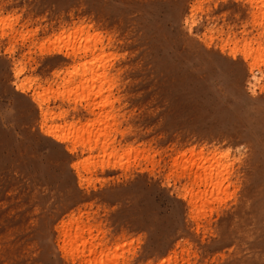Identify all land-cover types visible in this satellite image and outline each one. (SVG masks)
Here are the masks:
<instances>
[{
    "label": "rangeland",
    "instance_id": "374dc122",
    "mask_svg": "<svg viewBox=\"0 0 264 264\" xmlns=\"http://www.w3.org/2000/svg\"><path fill=\"white\" fill-rule=\"evenodd\" d=\"M262 6L0 0V264H86V250L62 248L72 219L108 248L105 264H264V63L255 81L242 54L244 41L264 42ZM73 31L72 49L88 33L89 52L64 45ZM100 52L109 85L73 98L68 71ZM92 120L107 138L72 145ZM209 151L227 154L222 189L191 202L184 189L204 186L182 161Z\"/></svg>",
    "mask_w": 264,
    "mask_h": 264
},
{
    "label": "bare ground",
    "instance_id": "6f19581e",
    "mask_svg": "<svg viewBox=\"0 0 264 264\" xmlns=\"http://www.w3.org/2000/svg\"><path fill=\"white\" fill-rule=\"evenodd\" d=\"M260 1V3L263 5L262 6V9H260L259 10V14H258V20H259V23H262V25H263V27H264V0H259ZM255 12V11H254ZM1 17V16H0ZM7 18V17H6ZM8 19V18H7ZM4 22V25H6L5 24V21H3ZM2 23V22H1ZM8 23V22H7ZM5 28V27H4ZM78 28V27H77ZM81 28V27H80ZM1 29H3V28H1ZM4 30H6V29H4ZM9 30V29H8ZM15 30V29H14ZM262 30H264V28H262ZM3 31V30H2ZM74 31L76 32L77 30H75L74 29ZM74 31H73V36L71 37V35H68V37H69V41H67V44L64 42V40H63V42H64V45L65 46H69L70 48H71V51L73 52V55L75 56V53L78 51V50H80V51H83L84 53L86 52V50H88V52H89V46H90V42H89V44H88V42H86L87 40H89L90 38H91V36L89 37L87 34H85L86 36H80L81 38H83L84 39V42L83 41H81L82 43H80V41H79V39H81V38H78V41H77V44H76V49L75 50H73L74 49V47H72V45H75L74 44V42L75 41H73L71 38H74ZM82 31V30H81ZM6 32H8V31H6ZM59 32V31H58ZM70 32V31H69ZM79 32V31H78ZM264 32V31H263ZM2 33V32H1ZM62 34V33H61ZM77 34V33H76ZM65 35V34H64ZM63 35V36H64ZM100 35V34H99ZM2 36V35H1ZM58 36V35H57ZM93 36H95V35H93ZM47 37V36H46ZM52 37V36H51ZM53 38V37H52ZM62 38V37H61ZM76 38H77V36H76ZM15 39H16V37H15ZM47 40V39H46ZM52 40V39H51ZM66 40H68L67 39V36H66ZM75 40H77V39H75ZM82 40V39H81ZM14 41V40H13ZM49 41V40H48ZM54 41V40H53ZM91 41V40H90ZM94 41V40H93ZM97 42H98V40H97ZM255 42V44H253L252 42H250V41H244L243 43H242V46H243V50H242V54H243V57H244V59H249V61L250 62H248V63H250V66H251V69H250V74H252V76H253V78H254V80L255 81H257L258 80V78H259V76H254V69H256V70H260L261 71V69L259 68V66H260V64H263L264 63V42H262V39H257V40H255L254 41ZM47 43V42H46ZM60 43V42H59ZM84 43V44H83ZM95 43H96V41H95ZM94 42H91V44L93 45V49H94V46L96 45ZM95 44V45H94ZM46 45V44H45ZM63 45V44H62ZM255 45V46H254ZM51 46V45H50ZM240 45H238V47H239ZM45 47V46H44ZM60 47V46H59ZM73 48V49H72ZM66 49V48H65ZM68 49V48H67ZM92 49V48H91ZM77 50V51H76ZM96 50V49H95ZM99 50V49H98ZM102 50V49H101ZM60 51V50H59ZM66 51V50H65ZM91 51H93V50H91ZM100 51V50H99ZM67 52H69V51H67ZM79 52V51H78ZM82 52V53H83ZM84 53H83V55H84ZM92 53V52H91ZM91 53H89L90 55H91ZM94 53V52H93ZM92 53V54H93ZM99 53V52H98ZM94 54L93 56L95 57L96 55L99 57V60H98V58L97 57H95V58H93V57H91V58H89V59H83L81 62H79V63H77L76 65L74 64V65H72V67H73V69H72V71H68V77H67V82L69 83L71 80H72V77H74L76 74L79 76V81H78V84H77V82H75L76 80H73V84L71 85V86H64L63 88V90L65 91V89H66V91H71V93H70V95L72 94V91H74L73 93V98L75 97V99L77 98V99H80V100H82V96H85V94L86 93H90V90L93 88V83L94 82H96V86H100V88H99V86L98 87H96L95 85H94V87H96V88H99V89H97V90H99V93H101V90L100 89H102L101 88V82H103V80L104 79H106V77L107 76H105V74H104V72L102 71H100L99 69H98V67H97V63L95 64V61H99L98 62V65H100V61L102 62V60H106L105 59V57H104V59H102L101 60V57H103L102 55H104L103 53H101L100 52V54H101V56L99 55V54ZM79 55H81V54H79ZM79 55H77V56H79ZM85 55H87V53L85 54ZM82 56V55H81ZM82 58V57H81ZM97 58V59H96ZM108 61V60H107ZM104 62H106V61H104ZM104 62H102V64H101V66L103 65V63ZM96 65V66H95ZM108 66L107 64H104L102 67H104V66ZM93 66L95 67V68H93ZM101 66H100V68H101ZM105 66V67H106ZM104 67V68H105ZM14 69V68H13ZM107 69V68H106ZM20 69H17V72L19 71ZM97 70H99L98 72H97ZM102 70V69H101ZM17 72H16V74H17ZM20 72V71H19ZM111 77V76H110ZM75 78H76V76H75ZM102 78H104V79H102ZM108 78V77H107ZM71 79V80H70ZM74 79V78H73ZM77 79V80H78ZM109 79V78H108ZM108 79H106V80H108ZM88 80H91L92 81V84L91 83H88ZM99 80V82L101 83H98L97 81ZM110 80V79H109ZM109 80L107 81V83L106 84H108L109 85ZM64 81H66V79H64ZM111 81V80H110ZM24 82V81H23ZM90 84V85H89ZM98 84V85H97ZM103 85H105V84H103ZM102 85V87H104ZM108 85H107V87H108ZM110 87V86H109ZM109 87L107 88V90L109 89ZM95 88V89H96ZM105 88V87H104ZM94 89V90H95ZM44 90V89H43ZM103 90V89H102ZM106 90V91H107ZM109 90H111V89H109ZM64 91H62V96H64ZM76 91H80V93H78V92H76ZM92 91H93V89H92ZM43 92L44 91H41V92H37V97L38 98H42L43 96L42 95H44L43 94ZM77 93V95L79 96V97H77V95H75L76 93ZM36 93V92H35ZM42 93V94H41ZM45 93V92H44ZM57 93V92H56ZM93 93H94V91H93ZM99 93H98V95H99ZM103 93V92H102ZM67 94H68V96H69V93L67 92ZM80 94L82 95V96H80ZM94 94H97L96 93V90H95V93ZM94 94H92L93 96H94ZM104 94V93H103ZM33 95V94H32ZM48 95V94H47ZM58 95V94H57ZM60 95V96H61ZM105 95H106V92H105V94H104V96L103 97H105ZM68 96H66V97H68ZM91 96V95H90ZM100 96H102V94L101 95H99V97ZM97 97V96H96ZM106 97H108V95H106ZM38 98H36V99H38ZM84 98V97H83ZM91 98V97H90ZM89 98V99H90ZM109 98H110V96H109ZM87 99V98H86ZM85 99V100H86ZM106 100L107 98H103L102 100H101V102L103 101V100ZM48 100V99H47ZM70 100V99H69ZM88 100V99H87ZM104 100V101H105ZM84 101V100H83ZM106 101H108V100H106ZM106 101L105 102H102V104H104V103H106ZM77 102V101H76ZM85 102V101H84ZM97 103L96 104H98L99 103V99L96 101ZM101 102H100V106H101ZM41 103V102H40ZM85 104H86V102H85ZM90 104V103H89ZM84 105V104H83ZM104 106L105 105H103V108H104ZM109 107V106H108ZM88 108H89V106H88ZM97 109H98V107H96ZM93 109V108H92ZM91 109V110H92ZM91 110H90V112H91ZM104 110V109H103ZM105 110H107V108L105 109ZM111 111V110H110ZM41 112H43L42 114H43V120L42 121H44L45 122V120L48 118V117H50L51 116V118H54L56 115L54 114V113H50V112H48V111H46V112H44V111H41ZM101 113H102V111H100ZM99 112V113H100ZM114 112V111H113ZM92 113H94V111L92 110ZM91 113V114H92ZM109 113V112H108ZM41 114V115H42ZM105 114V112L102 114V115H104ZM60 115V114H59ZM98 115V114H97ZM96 115V116H97ZM100 115V114H99ZM102 115H100V116H102ZM109 115H111V114H109ZM109 115L107 116V117H109ZM95 116V117H96ZM98 117V116H97ZM105 117V116H104ZM103 118V117H102ZM102 118H101V121H102ZM111 119V118H110ZM99 120H100V117H99ZM98 120V121H99ZM103 120H104V118H103ZM106 121H107V119H105ZM114 120V119H113ZM95 120H92L91 122L92 123H89V124H85V126H83V127H85L83 130H81L79 133H77V134H75V135H73L72 137H68L69 139H72L73 141H72V145H75L77 142H78V144L80 145V146H87V148H91L92 146H91V143H92V145H97L99 142V140L97 139V133L96 132H98V136H99V133H101V132H103L101 135H103V136H105V138H107L106 136V133L108 134V132H106V130H105V132L106 133H104V130L103 131H101V132H99V131H95V127H93L94 126V124H96L95 122H94ZM101 121H99L98 123H100ZM97 122V121H96ZM102 122H104V121H102ZM109 122V121H108ZM110 122H112L111 123V126L109 127L108 125H107V123H105V125H107L106 127H105V129L107 128V130H108V128H112V125H114V123H113V121H110ZM109 122V123H110ZM115 122V121H114ZM116 123V122H115ZM96 125H99V124H96ZM104 125V126H105ZM101 126V125H100ZM115 126V125H114ZM113 126V128H115ZM69 127H74V126H72V125H69ZM101 127H103V126H101ZM92 128H93V130H92ZM97 128H98V126H97ZM112 128V129H113ZM100 135V136H101ZM68 138H66V137H64V139H68ZM63 139V140H64ZM91 140H93V141H91ZM98 143H97V142ZM101 141V140H100ZM106 141V140H105ZM105 141H103L102 143H101V147H102V149L104 150V152L107 150L106 149V143L108 142V140H107V142H105ZM105 142V143H104ZM112 143V142H111ZM110 143V144H111ZM108 144V143H107ZM113 144V143H112ZM111 144V145H112ZM98 146V145H97ZM106 146V147H105ZM105 147V148H104ZM112 147V146H111ZM83 148V147H82ZM81 148V149H82ZM89 150V149H88ZM210 152V151H209ZM111 153V152H110ZM110 153H109V155H110ZM114 153V152H113ZM112 153V154H113ZM192 153H193V151H192ZM222 153V152H221ZM221 153H217L216 151L215 152H210V153H208L207 154V156H202L201 154V156H198L197 158H195L194 157V159H186L187 161L186 162H183L182 161V163L184 164H182V171L184 172L185 170H187V172L189 173V172H191V175H192V178H191V181H190V184L191 183H193V184H195L196 185V187H198L199 185L201 186V184L204 186V188L202 189V190H199L198 192H195L194 190H193V187L191 188V187H188V188H186V189H184L185 191H186V193H189L190 194V197H189V200L191 201V202H195L196 200H200V201H202V202H204V201H206L209 197H211V196H213V195H216V194H218L219 192H220V190L222 189L221 188V185H222V179H223V177L222 176H224V174H222V172L223 171H225V170H227V168H228V164L224 161L225 160V158H226V153H225V155H223V154H221ZM111 154V155H112ZM115 155H116V152L114 153ZM113 154V155H114ZM194 154V153H193ZM192 154V156H194ZM112 155V156H113ZM114 155V156H115ZM117 155H119V154H117ZM191 155V154H190ZM121 156V155H120ZM89 158H88V160H85L86 161V164L87 163H89L88 161H91V159H92V157H90V156H88ZM91 158V159H90ZM116 158V157H115ZM85 159H87V157L85 158ZM90 159V160H89ZM117 159V158H116ZM92 160H94V159H92ZM93 162V161H92ZM90 163V165L92 164V166H93V164L94 163ZM181 164V163H180ZM87 166H89L88 164L86 165V167ZM91 166V167H92ZM177 166V165H176ZM88 169H89V167H87ZM185 173V172H184ZM187 173V174H188ZM181 175V174H180ZM182 175H183V173H182ZM190 175V174H189ZM188 176V175H187ZM188 178V177H187ZM189 184V183H188ZM185 187H187V186H185ZM210 199V198H209ZM208 199V200H209ZM65 222V221H64ZM81 222H78V221H76L75 219H72V220H69L68 222H66V223H64L63 224V226H62V248L63 249H65V250H67L69 253H70V255L71 256H73L74 254L75 255H79V252H80V254L81 255H83L84 254V250H86V253L84 254V256H88L86 259H85V263L86 264H105L104 263V261H106L107 260V254H108V248H106V249H104V247H103V244L102 243H100L99 242V244L98 243H96V242H93V239H91V240H89L87 237L85 238V236H83V231H84V228H86V229H88V230H90V226H88V225H81L80 224ZM91 231V230H90ZM89 234H90V232H89ZM91 236V238H92V235H90ZM90 236H89V238H90ZM99 241V240H98ZM97 241V242H98ZM100 245V247H98L99 249L97 250L96 248H97V246H99ZM109 257H111L110 255H109ZM115 260H113V262L112 263H114V264H116V262H114ZM107 264H111V262H107Z\"/></svg>",
    "mask_w": 264,
    "mask_h": 264
}]
</instances>
